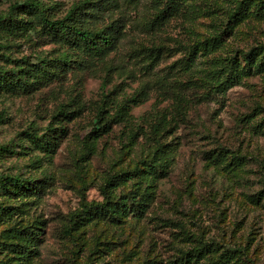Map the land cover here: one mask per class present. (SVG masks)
I'll use <instances>...</instances> for the list:
<instances>
[{
    "label": "rangeland",
    "instance_id": "374dc122",
    "mask_svg": "<svg viewBox=\"0 0 264 264\" xmlns=\"http://www.w3.org/2000/svg\"><path fill=\"white\" fill-rule=\"evenodd\" d=\"M25 1L0 0V13ZM176 1L156 18L161 0H42L51 19L82 3L94 30L122 27L104 59L34 15L0 24V53L48 61L41 78L0 83V180H26L0 182V264H264V51L250 55L264 46V0ZM121 107L128 120L88 138L101 110ZM61 127L41 152L33 135ZM128 172L105 215L84 213Z\"/></svg>",
    "mask_w": 264,
    "mask_h": 264
},
{
    "label": "trees",
    "instance_id": "16d2710c",
    "mask_svg": "<svg viewBox=\"0 0 264 264\" xmlns=\"http://www.w3.org/2000/svg\"><path fill=\"white\" fill-rule=\"evenodd\" d=\"M161 3H163V5L157 10L156 18L164 17L167 13L174 11L177 6L176 0H161ZM84 9V4H77L76 6H73L62 18L51 19L47 14V7L43 4L42 0H26L24 3L16 2L11 4L5 13H0V24L4 28H27V25H29L32 20L26 18L25 15H34L38 21L43 24L44 29L59 35L62 40L67 43L81 45L85 51L98 56V59H104L110 52L119 47L120 41L124 37V30L122 27L115 24L107 25L100 30H94V28L89 25V20L87 19V15L92 12V9L86 11H84ZM244 15L245 11L242 10V5H239L235 10H233V12L230 13L228 24L233 23V21H237ZM223 33L224 32L217 34L211 39L196 42L193 46H191L189 52H197L200 45L206 44L209 40L213 43L221 44L225 40ZM4 48H6V44L0 42V50ZM263 51L264 46H257L251 50L250 55L255 57ZM63 57L64 59H67V55ZM0 60L17 65L12 68H7L0 62V83H3L9 75L26 82L28 79L26 74H29L33 79H35L43 77L48 71L47 60H42L39 64H37V66H31L27 63L26 58L15 59L6 53H0ZM104 96L107 97V94H104ZM122 108L123 107H121V109ZM121 109L119 110V115L113 114L110 116L104 115V111L101 110L99 114H97L96 123L90 131L88 138L92 137V135L109 133L112 131L115 123H121L128 120L129 118L125 117L124 109ZM262 125L263 124H261V126ZM63 129V127L54 128L53 132L40 136L34 134V142L40 151L46 153L53 152L58 145V140L61 137ZM135 135L136 132L131 130L127 136L132 139ZM161 146H163V144H160V147ZM225 150L226 149L222 148L211 154L213 157H219L226 152ZM131 175L132 173L128 172L126 174L111 177V180L107 182V186L103 190L105 200L100 203L90 204L84 210V213L91 215H105L108 212V208L112 200L108 187L114 185L120 178L124 176L131 177ZM8 181L22 185L26 183V180L23 179L22 175H9L7 177H2L0 180L3 185H7ZM31 187L37 188L35 184H31ZM70 229L71 228L67 231L71 232ZM30 235L31 239H35L37 237L36 232H33ZM205 249L206 247L204 246L195 248L193 253H190V256H201L205 252Z\"/></svg>",
    "mask_w": 264,
    "mask_h": 264
}]
</instances>
